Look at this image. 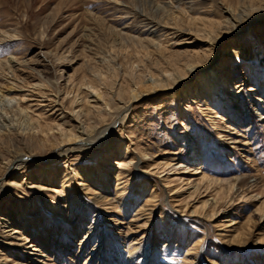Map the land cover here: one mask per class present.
<instances>
[{
	"label": "rangeland",
	"instance_id": "1",
	"mask_svg": "<svg viewBox=\"0 0 264 264\" xmlns=\"http://www.w3.org/2000/svg\"><path fill=\"white\" fill-rule=\"evenodd\" d=\"M190 1L0 0V264H264V0Z\"/></svg>",
	"mask_w": 264,
	"mask_h": 264
},
{
	"label": "bare ground",
	"instance_id": "2",
	"mask_svg": "<svg viewBox=\"0 0 264 264\" xmlns=\"http://www.w3.org/2000/svg\"><path fill=\"white\" fill-rule=\"evenodd\" d=\"M181 2L183 1H188V0H179ZM192 1V0H191ZM190 1V3H191ZM188 4V3H187ZM12 59H10L11 61ZM216 66L211 65L208 66L206 68L203 69L204 71V77L208 78L209 75L212 73H216L215 76L218 77L219 72L216 70L215 68ZM188 70L191 72L193 71V66L192 65H188ZM207 73H210L207 75ZM15 88V87H14ZM87 89V99H86V104L88 106V113L90 114L91 112H106V107H105V103H104V96L102 93H100L96 88L87 85L86 86ZM13 90V87L11 86L10 89H7L5 91H0V133L3 131L6 132L7 134H11L16 136L17 138H19L20 140L25 139V137L27 136L28 132L29 134L32 132V135H37V131L35 134V129L37 127H35L36 124H34L32 121L29 122V118L28 115L25 111H20L21 115H19V122H14L11 117H9L7 115V113L5 112V110L10 111L12 110V108L14 106H16V101L14 100V98L10 97V94ZM252 91V90H250ZM138 95L135 92V90L130 91V96H129V101L123 105L120 110L122 112H126L128 109V106L130 104V102H133L135 100H137ZM258 103L263 104L264 101L263 100H256ZM17 108V106H16ZM20 109V108H19ZM19 112V113H20ZM79 116L77 117H72L73 118V123L75 125V132L73 133L72 131H69L68 133H61L58 131V139L61 140L60 143L56 144L57 145V154L58 156L65 154L68 151H73L76 150L77 148H79L78 150H85L84 148L87 147H73V148H67V149H61L62 144L65 143H73V142H81L83 143V145L86 146H90L92 147L91 149H94L93 147H96L95 145L99 142V141H106L107 137L109 136V127H101V129H98L97 127L95 128H87L85 126V124L81 121H79V119H77ZM262 119H264V116L262 117ZM22 120V121H21ZM27 126V127H26ZM31 128V129H30ZM111 128V127H110ZM95 132V136H91L93 133ZM18 139V140H19ZM55 139H53L52 141L50 139H47L46 141L48 142H53ZM55 143V141H54ZM104 144L106 142H103ZM103 144V145H104ZM66 145V144H65ZM68 145V144H67ZM101 146V145H100ZM66 147V146H65ZM90 151V150H88ZM23 154L19 152V154H14L11 159L7 162V164L5 165V172L3 175L0 176V193L3 190L4 187V179L6 178L7 174L10 173L11 170H16L17 167H19L20 165L24 164V160L29 159V158H33L31 156L28 155H21ZM50 153V157H51ZM189 161H192L195 164H199L200 163V156L197 152L195 151H190L189 153ZM125 166V165H124ZM122 167V166H121ZM125 168V167H124ZM120 179H123L124 173H119ZM15 233V232H14Z\"/></svg>",
	"mask_w": 264,
	"mask_h": 264
}]
</instances>
